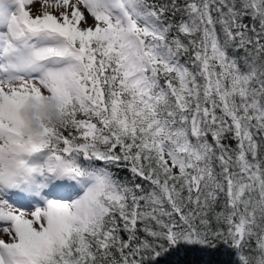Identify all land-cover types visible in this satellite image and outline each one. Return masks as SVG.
<instances>
[{"label":"snow or ice","instance_id":"obj_1","mask_svg":"<svg viewBox=\"0 0 264 264\" xmlns=\"http://www.w3.org/2000/svg\"><path fill=\"white\" fill-rule=\"evenodd\" d=\"M180 245L264 264V0H0V264Z\"/></svg>","mask_w":264,"mask_h":264},{"label":"trees","instance_id":"obj_2","mask_svg":"<svg viewBox=\"0 0 264 264\" xmlns=\"http://www.w3.org/2000/svg\"><path fill=\"white\" fill-rule=\"evenodd\" d=\"M130 175L131 174L128 172L120 173V176L126 181ZM220 247V251L210 253L207 250L202 249L200 246L180 245L160 259L158 264H201V262L205 260L221 261L227 259L228 257L224 255L223 246Z\"/></svg>","mask_w":264,"mask_h":264},{"label":"clouds","instance_id":"obj_3","mask_svg":"<svg viewBox=\"0 0 264 264\" xmlns=\"http://www.w3.org/2000/svg\"><path fill=\"white\" fill-rule=\"evenodd\" d=\"M25 119L29 122V125H30V131L33 133V134H38L40 131H41V128H40V123L35 120L33 118V111L31 109H26L25 112L23 113ZM51 119V122L53 123H57L59 122V115L53 110V109H50L49 110V117ZM46 118V120L48 119Z\"/></svg>","mask_w":264,"mask_h":264},{"label":"rangeland","instance_id":"obj_4","mask_svg":"<svg viewBox=\"0 0 264 264\" xmlns=\"http://www.w3.org/2000/svg\"><path fill=\"white\" fill-rule=\"evenodd\" d=\"M3 238L7 239V237H6V236H5V237H3Z\"/></svg>","mask_w":264,"mask_h":264}]
</instances>
